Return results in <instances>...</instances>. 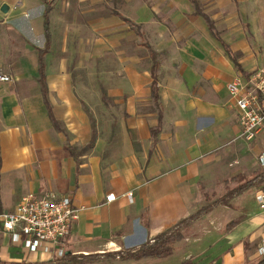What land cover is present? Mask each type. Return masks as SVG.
<instances>
[{"label":"crops","instance_id":"obj_1","mask_svg":"<svg viewBox=\"0 0 264 264\" xmlns=\"http://www.w3.org/2000/svg\"><path fill=\"white\" fill-rule=\"evenodd\" d=\"M197 1L242 69L193 0H0V74L12 77L0 80V212L29 194L69 196L82 211L66 252L97 254L142 245L194 214L207 194L264 169V130L256 148L239 136L227 88L238 74L264 66V0ZM152 52L161 113L152 96ZM260 193L258 185L231 201L233 227L229 206L197 220L167 257L85 264L256 261L264 238ZM54 257L30 252L0 221V259Z\"/></svg>","mask_w":264,"mask_h":264},{"label":"built area","instance_id":"obj_2","mask_svg":"<svg viewBox=\"0 0 264 264\" xmlns=\"http://www.w3.org/2000/svg\"><path fill=\"white\" fill-rule=\"evenodd\" d=\"M0 80L12 81L7 74H0ZM227 88L233 106L238 110L241 125L240 137L254 140L264 130V66L247 74H238L228 82ZM258 163L264 168V150L258 156ZM132 199V193L128 194ZM116 194H108L106 199L115 200ZM264 204V193L257 196ZM82 208L71 197L54 192L42 196H24L13 210L0 212L4 232L20 234L30 252H52L62 257L66 253L65 239L73 224L79 220ZM264 255V238L258 249Z\"/></svg>","mask_w":264,"mask_h":264},{"label":"trees","instance_id":"obj_3","mask_svg":"<svg viewBox=\"0 0 264 264\" xmlns=\"http://www.w3.org/2000/svg\"><path fill=\"white\" fill-rule=\"evenodd\" d=\"M196 6V13L201 14L205 17L209 29L214 37H216L225 47L227 53L234 59L238 68L242 69L241 64L237 61L236 55L230 46L223 40L221 33L219 32L215 22L212 18L206 14L199 1L193 0ZM114 13H117L114 11ZM118 14V13H117ZM129 21V20H128ZM133 24V23H132ZM134 25V24H133ZM46 31L48 33L49 25H48V16H46ZM44 51H41L40 56V64H41V79L42 83L44 84V60H43ZM151 71L153 75V82H152V96L155 101V104L161 113L162 105H161V96L159 92V76L158 70L160 67V63L157 58L156 52L151 53ZM52 116V113H51ZM160 120H161V115ZM159 126L153 129V132L156 133L159 130ZM76 156V154H75ZM233 179H229L226 181L228 184ZM263 186L264 188V169L257 172L256 175L253 177L240 181L234 187H230L227 189L226 193L210 203L205 207H201L198 209L194 214L178 221L175 225H173L168 230L156 235L153 238H149L145 243L138 247L127 248V249H117L103 253L97 254H72V253H65L64 256L58 257L55 256L53 259L47 261H37V262H15V261H5L0 259V264H85V263H92L95 261L100 260L101 258H119L122 260H141L147 257H167L171 255L174 251L175 244L178 241H181L185 238V232L189 230L193 226V224L203 218L204 216L210 215L214 210H216L220 206H229L230 211L228 214V220L230 223L228 224L229 227H233L236 223V212L231 206V201L245 192L246 190L253 188L255 186ZM182 264H188L184 262ZM245 264H264V256L261 255L259 259L256 261H247Z\"/></svg>","mask_w":264,"mask_h":264},{"label":"rangeland","instance_id":"obj_4","mask_svg":"<svg viewBox=\"0 0 264 264\" xmlns=\"http://www.w3.org/2000/svg\"><path fill=\"white\" fill-rule=\"evenodd\" d=\"M133 29L140 31V29L137 26H133ZM151 57H152V55L150 56V54H149V60H151ZM150 64H151V61H150ZM86 109L90 113V116H95L97 114V110H98L97 109V102H96V100L93 103H91ZM257 142H258V139H254L253 141H251V144L253 145V147L256 148ZM230 187L231 186L227 185L226 188L228 189ZM226 190H223V191L220 190V192H218L216 190L214 193L207 194V197L208 198L203 201V206L202 207H205V206L209 205L210 203H212L213 201H215L216 199H218L219 197H221L222 195H224L226 193ZM123 245H126V244H123ZM171 261H174V259L171 260ZM161 263H164V262H161Z\"/></svg>","mask_w":264,"mask_h":264},{"label":"water","instance_id":"obj_5","mask_svg":"<svg viewBox=\"0 0 264 264\" xmlns=\"http://www.w3.org/2000/svg\"><path fill=\"white\" fill-rule=\"evenodd\" d=\"M8 6L7 5H4L3 8L1 9L3 12H6Z\"/></svg>","mask_w":264,"mask_h":264}]
</instances>
